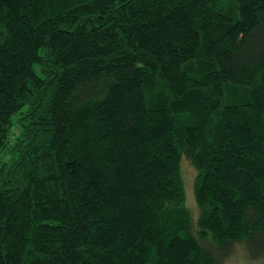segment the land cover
<instances>
[{"label":"trees","instance_id":"1","mask_svg":"<svg viewBox=\"0 0 264 264\" xmlns=\"http://www.w3.org/2000/svg\"><path fill=\"white\" fill-rule=\"evenodd\" d=\"M238 249L264 261V0H0V264Z\"/></svg>","mask_w":264,"mask_h":264},{"label":"rangeland","instance_id":"2","mask_svg":"<svg viewBox=\"0 0 264 264\" xmlns=\"http://www.w3.org/2000/svg\"><path fill=\"white\" fill-rule=\"evenodd\" d=\"M180 177L184 188L185 205L193 218L197 216V206L193 195V182L195 177V168L189 159L182 157L179 165ZM241 249L236 250L226 261L225 264H264V261H249L241 253Z\"/></svg>","mask_w":264,"mask_h":264}]
</instances>
